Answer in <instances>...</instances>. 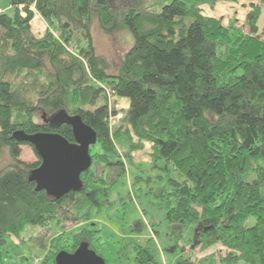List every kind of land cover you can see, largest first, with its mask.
<instances>
[{
    "label": "trees",
    "instance_id": "obj_1",
    "mask_svg": "<svg viewBox=\"0 0 264 264\" xmlns=\"http://www.w3.org/2000/svg\"><path fill=\"white\" fill-rule=\"evenodd\" d=\"M9 2L11 11H0V164L5 150L9 155V165L0 167V264L8 260L9 240L27 225L82 223L72 236L57 237L42 264H55L60 241H69L72 252L82 242L97 252L92 213L110 207L127 164L139 169L133 153L146 144L152 169L164 172L153 193L174 238L167 250L176 253L185 239L190 253L211 251L198 264H214L215 255L220 264H264V37L258 31L264 0H250L245 25L205 13L216 0H172L159 10L143 0ZM36 16L47 24L40 35L33 31ZM94 23L105 33L132 36L117 73L97 52ZM124 99L128 104L119 109ZM60 110L80 115L98 141L82 189L54 198L29 180L42 159L13 134L59 133L75 142L71 125L36 119ZM22 145L33 148L35 161L21 158ZM38 236L30 240L46 250ZM188 254L185 263L196 264ZM136 259L155 261L149 248ZM26 263L31 260L22 255L14 264Z\"/></svg>",
    "mask_w": 264,
    "mask_h": 264
},
{
    "label": "rangeland",
    "instance_id": "obj_2",
    "mask_svg": "<svg viewBox=\"0 0 264 264\" xmlns=\"http://www.w3.org/2000/svg\"><path fill=\"white\" fill-rule=\"evenodd\" d=\"M171 1L143 0L146 6L156 10ZM9 5V0H0V10L10 12ZM251 6L250 0H237V2L216 0L212 6L205 5L204 12L222 19L226 25L232 22L245 25ZM32 26L33 31L40 35L44 32L47 24L39 16V18H34ZM93 27L97 52L108 59L110 63L109 72L117 73L121 58L132 45L131 34L127 30L108 34L102 31L97 23H94ZM245 29L249 30L246 26ZM258 31L264 37V22H260ZM125 101L128 104V100L125 99ZM124 107H126V104L123 101H119L118 108L122 109ZM41 116L43 115L38 114L36 116L37 121H41ZM122 117V112L117 116H111V126L118 124ZM120 150L123 155L127 153L125 148L120 147ZM149 151L150 149H148L147 145L145 150L134 153L135 165L139 169L130 167L127 164V176L123 177L114 187L110 207L103 208L101 212L92 213V224L94 226L91 228L97 230L96 238L98 239L96 241V250L106 259L108 264H142L137 261L136 257L139 250L141 251L143 248H149L150 253L152 252L155 257V261L150 264H176L179 262L186 264L185 260L188 257V253L192 255V261H196V264H198V260L206 254H210V250L200 252L197 249L190 253L192 245L190 246L185 239H182L179 243V247L182 245L183 248H179L176 253L167 250V248L173 246L174 238L170 239L168 236L170 228L168 221L165 219V210L159 206V201L153 193V190L161 184L157 176L164 172L157 168L152 169L154 163ZM21 158L28 162L37 159L33 148L29 145H22ZM0 165L1 168L9 165L7 150L4 151ZM171 174L178 180L184 179L176 170H173ZM137 176H139L138 179ZM135 180L137 181L136 183ZM253 223L254 219H250L247 222V226H251ZM81 228L82 223L74 224L71 222H67L65 226L52 223L47 229H43L40 226L27 225L20 233V236L12 237L5 247V251L8 252V260L5 261V264L19 263V257L22 255L26 256L31 262L38 260L37 264H42L47 249L52 248L53 242L56 241L57 237H60L62 232L72 236L73 233H77ZM37 234L39 239L46 242V250L30 240V237ZM183 235L185 238H192L194 235L193 227L188 224L184 229ZM62 237L63 235H61ZM60 243L62 245L60 250L53 248L56 255L61 250L72 252L70 251L69 241L67 243L60 241ZM181 256L184 258H180ZM214 264H220L218 255H215ZM238 264L249 263L240 261Z\"/></svg>",
    "mask_w": 264,
    "mask_h": 264
},
{
    "label": "water",
    "instance_id": "obj_3",
    "mask_svg": "<svg viewBox=\"0 0 264 264\" xmlns=\"http://www.w3.org/2000/svg\"><path fill=\"white\" fill-rule=\"evenodd\" d=\"M44 122L53 126L67 123L72 126L75 142H70L59 133L27 134L22 130L13 136L20 142L30 143L42 159L40 166L32 170L29 180L36 183V189L45 190L49 196L60 198L83 187L81 175L92 166L91 146L98 141L96 131L86 124L80 115H69L60 110L47 117ZM55 264H106V259L82 242L73 252L61 250Z\"/></svg>",
    "mask_w": 264,
    "mask_h": 264
},
{
    "label": "crops",
    "instance_id": "obj_4",
    "mask_svg": "<svg viewBox=\"0 0 264 264\" xmlns=\"http://www.w3.org/2000/svg\"><path fill=\"white\" fill-rule=\"evenodd\" d=\"M9 8H10V5H9ZM0 11H2V10H0ZM37 18H39V16H36ZM126 105H127V103H126V101H125V99H124V101H123ZM148 145V149H150V151H149V154H150V152H151V145L150 144H146V146ZM120 149V148H119ZM146 149V147L143 149V150H145ZM126 150V149H125ZM142 150V151H143ZM121 151V150H120ZM122 152V151H121ZM137 152H139V151H137ZM134 153H136V152H134ZM134 153H133V156H134ZM146 157H147V155H146ZM134 163H135V160H134ZM127 164V163H126Z\"/></svg>",
    "mask_w": 264,
    "mask_h": 264
},
{
    "label": "built area",
    "instance_id": "obj_5",
    "mask_svg": "<svg viewBox=\"0 0 264 264\" xmlns=\"http://www.w3.org/2000/svg\"><path fill=\"white\" fill-rule=\"evenodd\" d=\"M109 96H110V98L112 97L110 91H109ZM37 263H38V260H35V261H32V262H31V264H37ZM26 264H27V263H26Z\"/></svg>",
    "mask_w": 264,
    "mask_h": 264
}]
</instances>
